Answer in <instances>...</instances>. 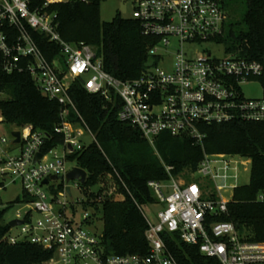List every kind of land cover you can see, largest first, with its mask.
Instances as JSON below:
<instances>
[{"label":"built area","instance_id":"built-area-1","mask_svg":"<svg viewBox=\"0 0 264 264\" xmlns=\"http://www.w3.org/2000/svg\"><path fill=\"white\" fill-rule=\"evenodd\" d=\"M64 1L42 0L40 6L32 7L31 0H0L1 67L7 74L28 73L43 95L59 103L55 132L62 135L52 147H47L49 134L30 124L14 127L18 141L12 132L9 138L0 136V191L19 183L18 203L27 208L13 219L22 221L14 226L20 227V233L12 235L10 227L3 240L11 245L30 242L51 253L38 264H178L163 239L167 232L176 233L217 264H264V243L246 239L230 221L217 220L226 214L229 202L220 193L226 188L225 181L237 177L241 167L246 170L249 159L206 154L196 171H191V176L198 175L195 179L177 180L169 175L166 180H149L147 185L155 197L152 205L158 211L152 221L142 210L148 225L147 255H104L101 234L86 228L92 212L85 209L82 221H74L76 204L71 201L70 181H66V174L78 167L75 164L69 169L67 162H75L72 157L87 147L81 142L85 132L97 143L70 94L77 81L107 102L119 100V120L137 128L151 145L163 132L200 141V124L264 121L263 97H246L241 87L257 81L263 72L260 62L227 53L214 58L204 50L186 55L181 48L169 68L161 65L169 59L167 50L173 38L191 47L219 43L228 17L223 0H136L132 19L143 35L156 42L148 49L147 65L140 76L128 80L106 72L90 45L62 39L56 15L45 9ZM39 36L57 48L51 58L41 49ZM159 49L166 53L160 54ZM39 152L42 157L36 159ZM71 181L81 188L79 180ZM257 200L264 201V195L259 194ZM33 212L39 215L36 221Z\"/></svg>","mask_w":264,"mask_h":264},{"label":"trees","instance_id":"trees-1","mask_svg":"<svg viewBox=\"0 0 264 264\" xmlns=\"http://www.w3.org/2000/svg\"><path fill=\"white\" fill-rule=\"evenodd\" d=\"M103 0H67L50 4L45 10L56 15L57 31L67 42L90 45L102 59L103 68L112 76L128 80L140 76L148 61V49L156 39L141 33L139 23L117 14L111 21H102ZM42 0H31L32 7ZM228 17L224 34L218 39L227 54L263 65L257 77L264 99V0H223ZM235 13L234 18L230 13ZM41 49L49 58L57 48L45 38H38ZM71 97L81 116L94 133L91 143L72 158L86 170L81 188L100 184L110 175L118 185L115 195L95 196L85 191L83 206L92 207V216L102 221L101 244L104 255L149 253L146 238L147 222L142 205L153 204L155 197L149 180H166L184 169L196 171L206 154H230L250 161L249 182L236 186L227 203L226 214L217 220L232 222L237 231L250 241L264 243V121L234 120L219 124H200V141L167 132L159 134L151 145L141 132L118 118L119 100L110 103L100 94L87 92L79 81L70 89ZM0 112L3 121L13 127L30 124L51 137L47 147L62 140L55 132L60 121L61 106L43 95L26 72L5 73L0 62ZM107 102V103H106ZM107 107H104L106 106ZM74 114L70 113L73 118ZM166 166L171 167L169 171ZM88 195L98 201H89ZM119 195H122L120 198ZM20 202L17 197L13 203ZM1 206V200H0ZM8 207L0 208V264H38L51 253L30 242L8 244L3 236L10 230L4 221ZM168 251L178 264H217L203 256L196 246L182 241L176 233H163Z\"/></svg>","mask_w":264,"mask_h":264},{"label":"rangeland","instance_id":"rangeland-1","mask_svg":"<svg viewBox=\"0 0 264 264\" xmlns=\"http://www.w3.org/2000/svg\"><path fill=\"white\" fill-rule=\"evenodd\" d=\"M123 0H103L100 5V18L102 21H111L117 14H119L123 18H132L133 13V7L136 0H125V7L126 10L124 12L121 11V3ZM231 17L234 18L235 13L234 11L230 13ZM183 49L186 53V55H197L200 53H203L204 51L211 52L212 56L214 58H222L226 56L225 52V45L223 43L218 42H204L201 46H195L192 47L187 44H180L175 38L171 39L170 47L167 50V54L169 56V59L167 62L162 63V67L169 68L171 64L174 61V56L178 49ZM158 52L160 54L166 53L163 49H159ZM242 90L246 97H253V98H259L262 96V87L259 82L257 81H249L241 84ZM0 97H4V95H1ZM14 130V127L12 125L6 124L3 121L1 112H0V136H5L7 138L10 137L11 132ZM81 142L88 146L91 143H95L93 141L91 135L88 132H85V134L81 137ZM76 162L74 161H68L66 164L67 168H72L75 166ZM247 169L243 170V167L240 168V170L237 173V177H231L228 178L225 181L226 188L221 190V195L223 198L230 200L232 198L233 194V188L234 186H241L245 185L249 182L250 177V165L247 164ZM197 174L191 176V171L189 169H184L181 173L176 175L177 180H192L197 178ZM220 184H223L222 181L219 182ZM69 185L71 187V201L74 202L75 205V211L73 215V219L75 222H81L83 213L86 209V211L90 212L92 211V207L89 205L83 206L79 201H82V199L85 198V191L87 194L89 192H92L95 194V196L102 195L104 197H109L111 195H115L118 198V185L116 184L115 180L110 176L107 175L103 179V182L100 184L90 185L85 189V191L82 188H78L75 185V181H70ZM209 186V185H208ZM210 186H213L211 183ZM21 195V186L19 183L9 184L6 186V189L0 191V200H1V206L8 207L6 213L4 214V221L6 223H9L11 220L15 219L16 213L20 211L21 214H23L27 208L22 203H13V201ZM120 198L122 195H119ZM89 201H98L97 199H93L90 197V195L87 196ZM143 212L152 220L155 221L156 219V213L158 211V206L156 204H144L142 205ZM70 214V212H69ZM71 216V215H69ZM33 221H36L39 218V215L35 212L32 213ZM90 227H86L89 230H92L97 235L101 234L102 231V221L100 218H97V216H92L91 223L89 224ZM20 227H12L11 228V234L14 236H17L20 233Z\"/></svg>","mask_w":264,"mask_h":264},{"label":"water","instance_id":"water-1","mask_svg":"<svg viewBox=\"0 0 264 264\" xmlns=\"http://www.w3.org/2000/svg\"><path fill=\"white\" fill-rule=\"evenodd\" d=\"M125 0L122 1L121 3V11L124 12L126 10L125 7ZM12 135H14L16 137V141L19 140V132L18 131H12ZM42 157V153H37L35 158H41ZM86 177H87V172L86 170L82 169L81 167H74L72 170H70L67 174H66V181L69 182L71 180H79L81 185H85L86 182ZM52 178H55L54 176ZM47 180H43V183H46ZM67 191L70 193V189L69 187L66 188ZM22 221L20 220H12L10 221L8 224L10 227H14L18 224H21Z\"/></svg>","mask_w":264,"mask_h":264}]
</instances>
